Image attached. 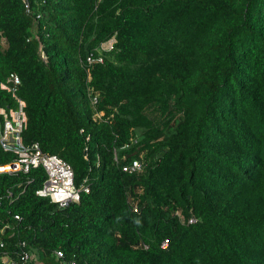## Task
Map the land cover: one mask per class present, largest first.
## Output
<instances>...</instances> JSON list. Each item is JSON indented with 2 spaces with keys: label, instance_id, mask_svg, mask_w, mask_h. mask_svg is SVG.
Wrapping results in <instances>:
<instances>
[{
  "label": "trees",
  "instance_id": "trees-1",
  "mask_svg": "<svg viewBox=\"0 0 264 264\" xmlns=\"http://www.w3.org/2000/svg\"><path fill=\"white\" fill-rule=\"evenodd\" d=\"M30 4L0 0V117L19 93L24 142L69 161L90 192L59 209L36 193L43 167L0 174L4 249L26 242L43 264L58 249L78 264H264V0ZM114 33L91 72L97 119L80 60ZM11 72L19 91L4 87ZM115 149L124 163L141 154L143 172H124ZM15 158L0 143V164Z\"/></svg>",
  "mask_w": 264,
  "mask_h": 264
},
{
  "label": "clouds",
  "instance_id": "clouds-1",
  "mask_svg": "<svg viewBox=\"0 0 264 264\" xmlns=\"http://www.w3.org/2000/svg\"><path fill=\"white\" fill-rule=\"evenodd\" d=\"M23 1L25 2V6H26V9L25 10L28 13H31L33 11V8H31L30 0H23ZM101 1L102 0H96V8L98 7V4ZM41 3L42 4H46V1H43ZM42 18H43V15L40 14V13H38V14H32V19H33L32 32H33V34L35 35V37L38 40H40V35L38 33L39 32L38 31V25H39L40 20ZM112 41H115L112 44L113 47L111 49H109V48L108 49H104V46H106V45L107 46L108 45L110 46V44L112 43ZM117 42H118L117 33H114L108 39L101 41L90 53L87 54L86 58H83V59L80 60V62H81L80 65H81V67L84 70V75H86V84H87V94H88V98L90 100V103L92 105V108L95 110V116H96L97 119H102V117L105 115L106 111L103 110V109L99 110V108H98V105H99L100 99H101V92H100L99 89H97L92 84V75H91V72L93 70V67L97 63L103 64L106 61V57H107L108 53H110L111 51H113V49L115 48ZM40 47H41V44H40ZM41 55H42V58H46V55H45V53L43 51H42ZM99 57H103V59H104L103 62H99L98 61V58ZM12 74H15L16 76L19 77V82L18 83H14L13 81H9V78L11 77ZM9 83L10 84L11 83L13 84V88H12L13 90L17 89V91H19L20 86H21V83H22L21 77L17 73L11 72L9 74V76L7 77V82L4 84V87H7L9 85ZM17 98H18V100H17V107H14V108L10 109L9 112H6L5 110H3V112L1 114H3L4 118L0 117V143L2 145V148L5 151L14 153L16 155V158H17V154L14 151L6 150L4 148V146L2 144V141H1V136H2V134L4 132V128H5L6 121L7 120L13 121L16 118L17 115H21L22 119L24 120V129L27 126V119H28L27 112H26L27 103H26V101L22 97L19 96V93L17 94ZM95 100H97V101L94 102ZM24 129H23V131L21 133V137H22L23 144L30 146V145H33L35 143H38V142H35V143H32V144H26L24 142V140H23V132H24ZM132 143H135V142L132 141ZM124 147L127 148V149H129L130 148V142L127 143V144H125ZM40 148L42 149L41 146H40ZM42 151L44 153H46V154H49V155H55V156L61 158L62 160L68 162L72 166V168L74 170L73 165L69 161H67L66 159H64L63 157H61L60 155L53 154V153H47L43 149H42ZM137 154H138V151H135L132 155H128V157H131V156H134V155H137ZM125 158H126V155L125 154L121 155L120 151L115 149V162H116L117 166L121 167L124 172L126 171V170H124V167L127 166V165H132L134 163V161H136V160L140 162V168H138V169H136L135 171H132V172H130V171H126V172L127 173H140V172H143V170H144V160L142 161L141 154H139L138 157L134 158L133 161H130L128 163L121 162V160L122 159H125ZM7 163H9V162H7ZM3 164H5V163H3ZM39 167H43L44 168V170L46 171V175L47 176H46V178H45L42 186L37 190L36 193L40 197L49 198L50 201L52 203L56 204L59 209L67 208L69 205H71V203H79L81 201L82 194L83 193H89L90 192V191L89 192H82L79 201H72L67 206L61 207L55 200H53V198L50 195H41L39 193V191H41L43 189L44 183H45V181H46V179L48 177L47 170H46V168L44 167L43 164H40L39 166L32 167V168H39ZM19 172H21V171H19ZM0 174H3V173H0ZM84 182H86L90 186V182L87 179H85L82 183H84ZM74 183L77 185L76 179H75V171H74ZM19 196H14L13 193H10V195L6 196V200L14 201ZM1 197H2V199H1ZM2 200H5V199L3 198V196H0V204H1V201ZM128 202H129L130 208H131V210L133 212H135V213H139L140 212V199H139L138 196L137 197H134V196H132L130 194L129 197H128ZM176 214L180 215L181 218H182V220H183V222H187L188 224H193V223H195L197 221L194 214L190 215L187 219L183 215H181V213L179 211H177ZM17 216H19V217H17ZM14 217L16 219H21L20 215H17V214ZM7 226H9V224H6L4 227L6 228ZM1 244H3V243L2 242L0 243V247L3 246V250H0V259L2 260V263H4V264H29L30 262H34L36 264H43L42 260L39 258L38 254L36 252H34V251L32 252L31 250L27 249L26 242L18 243L19 244V246H18L19 248H15L13 250L12 249H7V248L4 249V247L6 245L5 244L1 245ZM169 245H170V240L168 238H165L161 242V248L162 249H168L169 248ZM143 246L145 248H148L149 247L148 244H143ZM59 252L63 253V256L60 257L58 255ZM24 255H28V258L27 259H23L22 257ZM54 256H55L56 261L58 262L57 264H71L72 261H75L78 264V262L75 260V257H73L72 259H67L65 253L62 250H60V249H58V250H56L54 252Z\"/></svg>",
  "mask_w": 264,
  "mask_h": 264
},
{
  "label": "built area",
  "instance_id": "built-area-1",
  "mask_svg": "<svg viewBox=\"0 0 264 264\" xmlns=\"http://www.w3.org/2000/svg\"><path fill=\"white\" fill-rule=\"evenodd\" d=\"M114 42L112 41L110 46H104V49H111ZM103 60V57L98 58L99 62H103ZM9 81L18 83L19 77L12 74ZM23 129L24 120L21 115H17L13 121H6L1 141L6 150L14 151L17 154V158L12 162L0 164V173L28 172L32 167L43 164L48 177L39 193L50 195L61 207L67 206L72 201H79L82 192L90 191V186L86 182L80 185L74 183V170L68 162L55 155L44 153L38 143L30 146L23 144L21 137ZM138 168H140V162L136 160L132 165L125 166L124 170L132 172ZM58 255L61 257L63 253L59 252ZM22 258L27 259L28 255H24ZM71 264L77 263L72 261Z\"/></svg>",
  "mask_w": 264,
  "mask_h": 264
}]
</instances>
